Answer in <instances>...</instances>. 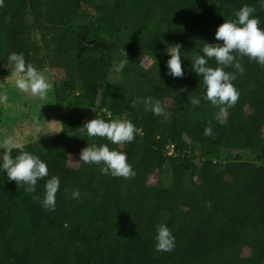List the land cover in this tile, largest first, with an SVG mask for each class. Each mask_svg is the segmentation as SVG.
Listing matches in <instances>:
<instances>
[{
    "label": "trees",
    "instance_id": "obj_1",
    "mask_svg": "<svg viewBox=\"0 0 264 264\" xmlns=\"http://www.w3.org/2000/svg\"><path fill=\"white\" fill-rule=\"evenodd\" d=\"M3 3L0 66L10 65L11 53H23L37 70L76 64L79 79L54 82L61 131L24 144L48 166L36 191L25 192L26 185L0 170V264H264V66L245 56L237 57L242 75L225 68L236 74L240 96L221 124L191 61L202 48V29H210L208 43H222L215 39L218 26L244 5L256 8L264 29L261 0ZM33 33L36 41L29 40ZM175 43L182 45V78L167 74L166 48ZM123 49L129 64L118 72ZM141 56L151 63L142 65ZM149 96L162 102L167 120L146 110ZM96 117L132 121L135 139L115 145L79 130ZM209 124L213 135L205 136ZM92 143L125 152L136 175L113 177L101 173L102 165L62 160ZM161 169L169 182L150 184ZM53 175L60 179L56 207L45 211L33 196L43 199ZM158 224L175 237L171 252L155 250Z\"/></svg>",
    "mask_w": 264,
    "mask_h": 264
},
{
    "label": "clouds",
    "instance_id": "obj_2",
    "mask_svg": "<svg viewBox=\"0 0 264 264\" xmlns=\"http://www.w3.org/2000/svg\"><path fill=\"white\" fill-rule=\"evenodd\" d=\"M3 0H0V7H3ZM261 7H264V0H261ZM256 8L250 5L242 6L235 13L236 19L224 20L215 32V39L222 43L204 42L202 48L197 52L192 61V70L202 77V83L206 89L204 99L218 108L217 119L219 123H226L228 109L234 107L239 100L240 93L233 84L237 76L233 72L225 71L226 67H234L241 75L245 72L243 65L238 62L237 57H248L250 60L258 62L264 66V29L260 27L259 18L253 14ZM169 55L167 60V74L174 78H182L184 71L182 68V45L175 43L166 48ZM202 53V54H200ZM122 55L125 59L119 61L117 71L123 70L129 60L127 52L123 49ZM214 59L217 66H209V60ZM8 61L12 65L11 77L15 86L32 96L39 97L41 100L48 98V93L52 90V85L46 78L30 63H26L23 53H11ZM143 62L141 56L140 63ZM5 77V80L8 78ZM186 91V89H179ZM192 105H199L198 97L188 96ZM8 96L5 92H0V104H7ZM146 110L154 115L168 119L169 113L166 112L164 105L160 100H154L151 96L144 100ZM136 102L132 103V107ZM57 122V121H49ZM33 128L40 132L42 125L39 117H34L32 121ZM81 132L86 131L90 138L99 137L106 139L115 145L130 143L135 139L137 128L132 121L128 119L94 118L83 123L79 128ZM60 132V131H58ZM54 132V133H58ZM205 136H212L213 129L209 124L204 130ZM3 152L0 153V170L6 172L9 181H15L19 186L26 185L25 192L34 193L38 181L48 177V166L38 156L25 150V145L12 137L3 141ZM18 152L13 156V150ZM85 164L102 165L100 171L102 174L113 177H122L124 179L133 178L136 173L133 167L128 163L125 152L110 149L107 144H88L82 148L79 153V161ZM60 179L58 176H51L44 185L45 193L43 199L39 196H33V200L40 201L45 211H54L56 207V194L59 191ZM80 191L74 190L72 198L78 199ZM157 235L156 251L171 252L175 247V237L171 230L165 224L156 226Z\"/></svg>",
    "mask_w": 264,
    "mask_h": 264
},
{
    "label": "rangeland",
    "instance_id": "obj_3",
    "mask_svg": "<svg viewBox=\"0 0 264 264\" xmlns=\"http://www.w3.org/2000/svg\"><path fill=\"white\" fill-rule=\"evenodd\" d=\"M209 36L210 29L204 27L202 29L200 45L203 46V43L208 41ZM38 37L37 33H33L29 40L36 41ZM151 61V57H146L141 63L144 66H148ZM11 69V65L0 66V92H5L8 96L7 104H0V148L3 146V141L8 137L26 144L36 141L41 142L43 139L56 134L54 132L61 131L59 115L62 110L59 104L56 103L55 95L57 91L54 87V82L62 77L67 80L79 79V69L76 64H72V66L64 69H51L48 66L39 69L38 71L52 85L48 98L41 100L39 97L25 93L15 86L14 80L8 77L11 75ZM5 77L8 78L5 80ZM73 93L71 89L70 91H65V94H69V96ZM79 108L81 110L82 106H79ZM34 117H39L40 119L42 125L40 132H36L33 128L32 121ZM78 158L77 154L71 153L64 155L62 160L66 163L74 164L76 163L75 161H78ZM169 180L170 173L166 169L157 170L149 177L150 184L166 185Z\"/></svg>",
    "mask_w": 264,
    "mask_h": 264
},
{
    "label": "built area",
    "instance_id": "obj_4",
    "mask_svg": "<svg viewBox=\"0 0 264 264\" xmlns=\"http://www.w3.org/2000/svg\"><path fill=\"white\" fill-rule=\"evenodd\" d=\"M167 147H168V153H171V152H172V149H173V148H172L173 146L170 145V146H167Z\"/></svg>",
    "mask_w": 264,
    "mask_h": 264
},
{
    "label": "water",
    "instance_id": "obj_5",
    "mask_svg": "<svg viewBox=\"0 0 264 264\" xmlns=\"http://www.w3.org/2000/svg\"><path fill=\"white\" fill-rule=\"evenodd\" d=\"M93 42V40H91V41H88V43H92Z\"/></svg>",
    "mask_w": 264,
    "mask_h": 264
}]
</instances>
